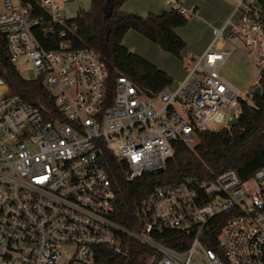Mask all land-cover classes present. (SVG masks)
Listing matches in <instances>:
<instances>
[{
  "label": "built area",
  "instance_id": "built-area-1",
  "mask_svg": "<svg viewBox=\"0 0 264 264\" xmlns=\"http://www.w3.org/2000/svg\"><path fill=\"white\" fill-rule=\"evenodd\" d=\"M234 1L238 22L214 29L184 80L154 94L123 75L108 92L98 55L70 46L68 0H0L12 64L34 71L60 113L45 121L0 85V264H95L100 247L119 252L124 238L149 248L156 264H264L263 169L247 180L226 170L210 181L157 185L133 231L112 218L114 185L99 160L102 146L131 182L164 171L174 143L192 146L197 133L238 121L264 73V10L259 0ZM251 51L257 74L239 90L220 72L232 54Z\"/></svg>",
  "mask_w": 264,
  "mask_h": 264
},
{
  "label": "trees",
  "instance_id": "trees-1",
  "mask_svg": "<svg viewBox=\"0 0 264 264\" xmlns=\"http://www.w3.org/2000/svg\"><path fill=\"white\" fill-rule=\"evenodd\" d=\"M126 1L89 0L86 10H78L75 18L68 19L67 39L72 48H87L98 55L107 72L108 92L111 93L115 78L123 75L145 91L156 94L169 87L173 83L172 78L124 48L122 39L129 30H133L161 50L181 59L186 44L174 29L184 27L188 19L177 9L160 11L146 18L123 13L121 7ZM259 3L264 10V0H259ZM41 45L51 47L42 40ZM0 80L6 95L19 96L36 107L45 121L60 118L55 98L42 80L24 79L12 64L2 31ZM259 88L260 92L254 93L251 103H242L241 116L230 129L197 133L192 146L174 143L173 155L166 160L161 174L144 173L128 182L123 165L107 149L99 146V160L115 190L113 220L135 231L140 226L136 214L142 201L160 184L185 180L210 181L226 170H234L240 179L247 180L256 171L264 170V73ZM151 254L146 246L124 238L119 252L100 247L95 264H141ZM156 262L157 258L151 264Z\"/></svg>",
  "mask_w": 264,
  "mask_h": 264
},
{
  "label": "crops",
  "instance_id": "crops-1",
  "mask_svg": "<svg viewBox=\"0 0 264 264\" xmlns=\"http://www.w3.org/2000/svg\"><path fill=\"white\" fill-rule=\"evenodd\" d=\"M180 5L191 12L187 24L174 29L175 34L186 44L181 59L161 50L133 30H129L121 42L128 51L169 75L176 85L186 76L184 62H191L205 52L213 40L214 29L221 28L229 19L235 24L239 19L234 0H180ZM173 9L175 5L171 0H127L121 12L146 18L150 14ZM228 29H225L226 33Z\"/></svg>",
  "mask_w": 264,
  "mask_h": 264
},
{
  "label": "rangeland",
  "instance_id": "rangeland-1",
  "mask_svg": "<svg viewBox=\"0 0 264 264\" xmlns=\"http://www.w3.org/2000/svg\"><path fill=\"white\" fill-rule=\"evenodd\" d=\"M66 4H64L63 10L64 15L67 19H73L77 15L78 10H86L89 7V0H68ZM0 11H2V7L0 5ZM239 50H243V45L241 42L237 44ZM257 61V56L255 51H251L243 55L241 52H235L230 56V58L226 61L224 66L221 69V75L235 88L239 90L247 89L251 83H253L256 77V68L254 67V63ZM16 69L20 73V75L27 80H33L35 77V73L32 69H28L23 67L20 64L15 65ZM192 67L191 62H184V68L188 72ZM186 72V74H187ZM176 83H172L169 87L173 89ZM73 93V92H72ZM179 110L178 107H176ZM232 123H229L231 125ZM221 125L218 124H210V130H217ZM139 227L135 230L138 231ZM152 257H146L141 264H151Z\"/></svg>",
  "mask_w": 264,
  "mask_h": 264
},
{
  "label": "water",
  "instance_id": "water-1",
  "mask_svg": "<svg viewBox=\"0 0 264 264\" xmlns=\"http://www.w3.org/2000/svg\"><path fill=\"white\" fill-rule=\"evenodd\" d=\"M2 84H3V82L0 80V85H2ZM259 92H260V88L258 87V88L255 89V93H259ZM162 172H163L162 169H159V170L157 171L158 174H161Z\"/></svg>",
  "mask_w": 264,
  "mask_h": 264
}]
</instances>
